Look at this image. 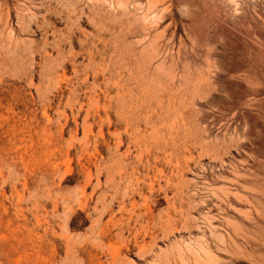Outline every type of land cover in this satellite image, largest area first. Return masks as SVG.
Listing matches in <instances>:
<instances>
[{
	"label": "rangeland",
	"instance_id": "rangeland-1",
	"mask_svg": "<svg viewBox=\"0 0 264 264\" xmlns=\"http://www.w3.org/2000/svg\"><path fill=\"white\" fill-rule=\"evenodd\" d=\"M0 264H264V0H0Z\"/></svg>",
	"mask_w": 264,
	"mask_h": 264
}]
</instances>
